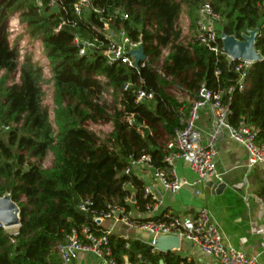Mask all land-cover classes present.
Listing matches in <instances>:
<instances>
[{"label": "trees", "instance_id": "1", "mask_svg": "<svg viewBox=\"0 0 264 264\" xmlns=\"http://www.w3.org/2000/svg\"><path fill=\"white\" fill-rule=\"evenodd\" d=\"M76 2L59 0L57 9L40 11L35 0H0V198L11 193L21 208L17 235L0 226V264H61L57 247L74 230L85 243L89 242L85 228L96 236L104 234L107 226L98 225L95 218L109 204L149 213L148 205L154 200L145 196L144 181L124 170L132 160L147 155L155 170L170 171L165 158L173 150L168 145L186 125L202 84L219 92L239 79V61L216 54L194 37L203 3L209 2L220 15L221 48L223 32L242 39L244 33L259 27L256 49L264 58V0H98L95 6L104 10L103 16L114 18V31L124 29L133 40H142L148 63L140 70L108 64L102 54L108 47L106 39L97 32L103 27L99 16L91 14L81 20L74 12ZM183 6L191 20L190 40L183 37L180 24ZM116 10L128 19L114 15ZM15 13L29 36L42 40L46 47L58 132L44 105L46 80L41 66L31 54L20 63L17 46L10 45L9 20ZM62 20L71 24L56 31ZM76 36L91 42L99 38L104 47L80 56ZM166 50L169 56L160 74L157 68ZM98 75L106 76L108 83L97 80ZM247 76L249 86L231 96L225 94L222 102L230 105V123L238 126L244 120L254 125L262 144L264 60L253 64ZM129 82L135 87L124 91ZM175 86L188 97H176ZM138 88L153 92L154 100L137 103ZM111 89L113 100H100ZM101 124H110L112 132L103 137L91 129ZM51 154L53 164L45 168ZM85 199L92 205L81 211L79 204ZM133 218L141 222L162 219ZM108 239L118 264H197L176 251L153 253L152 246L138 238L112 233Z\"/></svg>", "mask_w": 264, "mask_h": 264}, {"label": "built area", "instance_id": "2", "mask_svg": "<svg viewBox=\"0 0 264 264\" xmlns=\"http://www.w3.org/2000/svg\"><path fill=\"white\" fill-rule=\"evenodd\" d=\"M98 0H77L74 5V12L77 17H87L91 14L99 16V21L103 25L102 28H97V32L103 35L108 45L103 51V56L106 57L108 64L114 65L122 63L130 68L140 70L148 63L141 62L139 67L135 66V59L130 55L132 51H137L143 47L142 40H133L124 29L114 31V18L112 16H103L104 10H100L95 6ZM40 11L46 9H57L60 6L59 0H35ZM264 6V2H263ZM120 15L121 19H128L126 13L121 10H116L114 15ZM189 19L185 20L186 24ZM220 21V15L216 13L209 2H205L198 10V19L196 22L197 30L194 35L199 44L207 47L216 54L226 55L218 43L217 24ZM65 24H71L70 21L62 20L61 24L56 28V31L63 29ZM186 25L183 26V37L185 35ZM9 42L11 46H17L18 61L24 62L28 54L33 56V59L38 63L42 70L46 83L53 86V72L51 63L47 56V50L42 40L32 39L27 33L26 26L22 24L19 13H15L9 20ZM74 44L79 48V55L85 56L91 49L101 50L104 47V42L96 38L93 42L87 41L80 36L74 38ZM104 49V48H103ZM169 56V51H163V57L159 62L158 72L162 74L164 60ZM227 56V55H226ZM228 57V56H227ZM229 58V57H228ZM230 59V58H229ZM230 61H232L230 59ZM253 64L249 62H241L236 66V72L239 73V79L231 85L227 90L215 92L202 84L199 90L197 99L192 103L189 116L184 128L176 132L175 141L168 145V149L173 150L165 158V162L171 167L170 171L155 170L151 164V158L143 155L136 160H132L128 167L124 170V174L131 175L133 172L145 168L153 171L156 180L162 183L164 189L172 194L178 193L185 186L204 183L210 179L217 177L215 166L216 151L212 148H206L203 145L202 131L197 123L199 121L200 110L209 108L218 131L226 130L231 140L242 146L246 152L247 168L252 169L257 166L264 168V143L260 144L257 141L259 130L254 125H248L244 120L238 126L230 123L229 118L232 111L229 104H224L222 98L225 94L231 96L236 90L242 92L250 84L247 76V71ZM219 71L216 72V75ZM164 77H166L163 74ZM97 80L103 84L108 83V79L104 75L96 76ZM170 81L171 78L167 77ZM45 83V84H46ZM135 85L131 82L127 83L124 91H129ZM172 93L179 99L188 97L184 90L180 87H173ZM114 91L111 89L108 92H103L100 100H113ZM153 92L146 91L143 88H138L136 102H151L154 100ZM98 100V101H100ZM101 102V101H100ZM132 123V119L129 120ZM102 125V124H101ZM107 125V124H105ZM91 126V129L94 130ZM108 126V125H107ZM112 132L111 126H109ZM100 134V133H99ZM182 160L189 165L191 170L196 175L195 183L188 180H180L175 168L176 162ZM153 193L149 188H145V196L151 197L154 203L148 205V212L155 213L163 207V202L155 200L152 197ZM92 205L90 199H85L79 204L81 211H87ZM145 218L141 215V218ZM98 225L107 226L104 234L96 236L90 233L88 228L83 229L85 238L89 241L85 243L77 231H73L67 239L60 243L57 247V252L61 260V264H74L75 260L82 254L93 255L100 264H118L112 257V251L109 245L108 236L116 229H125L127 231L134 230L147 234L150 237V245L152 252L158 251L155 245L158 238L161 236H177L182 241H187L201 249L205 255L215 257L221 264H260L255 257H249L246 253L237 250L232 245L228 244L219 225L213 220L212 214L207 207H202L193 216H178L174 215L171 210H165L162 214V219L150 221L134 220L132 212L127 211L119 204L112 203L107 207L106 212H101L95 218ZM18 234V229L14 233ZM125 264H130L128 261Z\"/></svg>", "mask_w": 264, "mask_h": 264}, {"label": "crops", "instance_id": "3", "mask_svg": "<svg viewBox=\"0 0 264 264\" xmlns=\"http://www.w3.org/2000/svg\"><path fill=\"white\" fill-rule=\"evenodd\" d=\"M185 9L183 6L182 14H187ZM187 18L190 19L188 14ZM199 115L197 125L202 131L203 145L216 151L217 177L204 183L185 186L178 193L172 194L155 179L153 171L145 168L138 170L136 175L144 181V188L152 191L155 200L163 202L160 210L144 216L162 217L165 210H171L178 216H193L202 207H207L227 243L264 264V168H247L244 148L231 140L226 130L218 131L208 107L200 110ZM175 168L180 180L195 183L197 177L187 163L178 160ZM141 215L136 209L132 211L135 218ZM114 233L150 244V237L139 231L119 228ZM176 252L197 264H221L215 257L205 255L199 247L187 241H182L181 249ZM74 264L100 263L93 255L82 254Z\"/></svg>", "mask_w": 264, "mask_h": 264}, {"label": "water", "instance_id": "4", "mask_svg": "<svg viewBox=\"0 0 264 264\" xmlns=\"http://www.w3.org/2000/svg\"><path fill=\"white\" fill-rule=\"evenodd\" d=\"M259 34V27L244 33L242 39H239L236 35H227L223 32L220 39L223 44L224 53L232 61L249 62L252 64L263 61L262 54L256 49ZM130 55L135 59L136 67H139L140 63L147 59L143 47L137 51H132ZM134 201L135 199L133 198ZM0 226L6 230L18 229L21 226V208L14 202L11 193H6L0 198ZM181 246L182 240L179 237L167 235L158 238L155 248L160 253H169L180 250Z\"/></svg>", "mask_w": 264, "mask_h": 264}, {"label": "rangeland", "instance_id": "5", "mask_svg": "<svg viewBox=\"0 0 264 264\" xmlns=\"http://www.w3.org/2000/svg\"><path fill=\"white\" fill-rule=\"evenodd\" d=\"M186 10V9H185ZM187 19V14L186 13H183L182 14V17H181V26H182V29H183V26L184 24L186 25V30H185V35H184V38H186L187 40H190L193 35H192V31H191V20L189 19L188 23L186 24L185 20ZM184 33V31H183ZM44 92H45V99H44V105L46 107H48L49 109V113H50V118L53 122V125H54V128L56 129V131L58 132V125L55 121V117H56V106L54 104V87L52 85H50V83H46L44 85ZM108 125V126H107ZM102 124V125H96L94 128V131L97 132V133H100L101 136H105L106 134H108L107 132L110 131V124ZM53 161H54V157L53 155L51 154L46 162H45V165L44 167L45 168H49L52 166L53 164ZM17 228H13V229H9L8 231L10 233H14L16 231ZM144 234V233H143ZM146 236H148L147 234H144ZM144 236V238L146 237Z\"/></svg>", "mask_w": 264, "mask_h": 264}]
</instances>
